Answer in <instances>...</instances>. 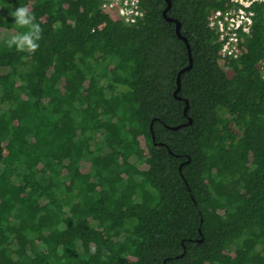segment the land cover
I'll use <instances>...</instances> for the list:
<instances>
[{
    "label": "trees",
    "instance_id": "1",
    "mask_svg": "<svg viewBox=\"0 0 264 264\" xmlns=\"http://www.w3.org/2000/svg\"><path fill=\"white\" fill-rule=\"evenodd\" d=\"M171 2L0 0V264H264V6Z\"/></svg>",
    "mask_w": 264,
    "mask_h": 264
},
{
    "label": "built area",
    "instance_id": "2",
    "mask_svg": "<svg viewBox=\"0 0 264 264\" xmlns=\"http://www.w3.org/2000/svg\"><path fill=\"white\" fill-rule=\"evenodd\" d=\"M106 14H115L123 23L131 25L144 17L143 0H99ZM228 8L218 9L209 17V27L214 29L220 44L218 63L236 59L241 53V38L252 31L256 15L255 6L264 0H226Z\"/></svg>",
    "mask_w": 264,
    "mask_h": 264
},
{
    "label": "water",
    "instance_id": "3",
    "mask_svg": "<svg viewBox=\"0 0 264 264\" xmlns=\"http://www.w3.org/2000/svg\"><path fill=\"white\" fill-rule=\"evenodd\" d=\"M166 2H167V7H166V9L164 10L163 15H164V17H165L169 22H175V23H176V29H175L176 35H177L179 38H181V39L185 42V44H186V48H187V51L189 52V46H188L186 40H185L184 38H182L181 35H180V33H179V31H180V23H178V22H176V21H174V20H172V19H169V18L167 17V13H168L169 9H171V7H172V2H171V0H166ZM190 54H191V53H189V55H190ZM191 67H192V59H191V55H190V64H189V66H188L187 68H185V69L179 74V77H178V89H177V91H176V94H177V92L180 90V87H181V86H180V75H181L182 73H184L185 71H189ZM187 109H188V108L186 107V110H187ZM189 123H191V120H190ZM178 128H179V126L173 128V129H178ZM153 138H154V134H153Z\"/></svg>",
    "mask_w": 264,
    "mask_h": 264
},
{
    "label": "rangeland",
    "instance_id": "4",
    "mask_svg": "<svg viewBox=\"0 0 264 264\" xmlns=\"http://www.w3.org/2000/svg\"><path fill=\"white\" fill-rule=\"evenodd\" d=\"M8 35H9V32L8 31H6V32L3 33V36H8Z\"/></svg>",
    "mask_w": 264,
    "mask_h": 264
}]
</instances>
